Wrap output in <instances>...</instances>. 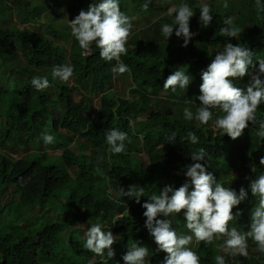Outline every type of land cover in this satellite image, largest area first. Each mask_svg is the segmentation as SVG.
<instances>
[{
	"label": "trees",
	"instance_id": "16d2710c",
	"mask_svg": "<svg viewBox=\"0 0 264 264\" xmlns=\"http://www.w3.org/2000/svg\"><path fill=\"white\" fill-rule=\"evenodd\" d=\"M57 1L64 5L63 15L68 24L93 2ZM162 1L118 0L121 11L130 20L135 18L132 26H138L132 29L127 55L121 56L129 68L122 74L130 82L128 92L118 95L113 92L112 68L116 61L102 60L95 44L91 45L89 54H83L68 27L61 31L50 26L51 37L37 35L33 25L41 16L38 4L29 0H0V25L8 12L14 11L17 20L12 27L0 28V148L6 147L13 153L18 151L17 144L35 148L33 153L19 159L9 155L0 158V191L2 195L5 192L11 195V201L0 208V264H96L95 254L84 247L86 241L72 228L69 216L75 224L101 223L105 230L119 236L112 246L115 255L120 249L128 251V247L140 242L153 247V254L148 258L150 263L161 264L165 253L157 251L144 226L142 204L152 194L158 195L165 185L179 188L186 183L189 178L184 172L192 163L190 152L200 148L207 152L200 163L225 187L228 182L222 179L220 170L243 169L245 180L233 189L238 194L243 187L248 195L233 209L234 214L240 215L229 227L240 230L244 222L246 228L240 231L248 230L251 211L259 202L258 196L251 194L250 181L264 174V165L259 162L264 157V137L259 135L262 131L259 123L249 124L242 136L233 140L214 130L211 121L201 125L198 121L186 120L183 109L189 107L195 113L200 103L197 97L201 73L226 43L246 47L254 61L264 59V12L257 11L255 0H173V5ZM144 3H149L147 11L142 8ZM181 3H187L195 13L190 30L196 35L187 47H182L183 38L176 37L175 31L168 40L161 32L163 24L174 21L175 13L170 9ZM203 3L212 9L213 20L207 28L199 23V5ZM228 16L235 17L234 23L241 29L238 40L220 36L219 29ZM20 25L31 26L21 28ZM67 39H71L69 49L66 44L58 43ZM64 64L73 66V77L68 83L53 81L48 73L54 66ZM179 68L190 77L188 88L164 91V81ZM34 76L47 77L51 87L37 91L30 83ZM249 79L246 75L234 79L233 83L245 88ZM162 93L168 94L163 97ZM186 100L191 103L185 104ZM95 101L99 103L97 108ZM217 115L222 113L214 109V118ZM256 115L258 121L264 120V104ZM113 128L128 135L130 143L125 142V153L108 151L105 133ZM189 131L196 133L198 144L192 145L185 139ZM44 132L55 137V142L48 144V150L61 152V156L43 153ZM172 132L177 136L175 142L167 140ZM67 134L85 141L89 145L88 153H74L71 147L75 137ZM243 144L247 150L237 153ZM131 185L145 188L139 204L121 194V188L127 190ZM111 191L114 198L110 197ZM15 207L21 210L17 229L11 226L13 222L6 223L3 218L6 209ZM37 208L45 214L33 224L26 223ZM62 211H67L65 218L60 214ZM51 214L58 215L59 219L53 220ZM167 219L178 233L188 231L182 213ZM66 230L69 235L65 240ZM60 240L67 245L66 254L58 250ZM222 243V240H214L208 246L194 243L191 248L200 256L201 264H215L217 255L224 256L225 264H264L261 252L259 259L237 260L233 256L230 259V255L221 253ZM248 245L256 246L253 242ZM69 251L72 253L68 254ZM122 257L118 255L120 264H124ZM111 259L105 254L98 263H110Z\"/></svg>",
	"mask_w": 264,
	"mask_h": 264
},
{
	"label": "clouds",
	"instance_id": "9594fccd",
	"mask_svg": "<svg viewBox=\"0 0 264 264\" xmlns=\"http://www.w3.org/2000/svg\"><path fill=\"white\" fill-rule=\"evenodd\" d=\"M255 4L258 12H264V3L261 0H255ZM224 7L227 8L228 5L225 3ZM142 8L147 11L149 3H144ZM199 11L201 27H209L213 20L211 6L207 3L200 4ZM170 12L175 13L174 21L161 26L162 35L168 40L175 31L176 37L183 38L182 47H187L196 35L190 30V20L195 13L187 3L179 4L170 9ZM234 20L235 17L232 16L224 18V26L219 29L221 37L237 39L240 36L241 29L235 25ZM69 27L83 54H89L91 45L95 44L102 60L116 61L112 68L113 73L122 75L129 71L128 66L121 61V56L128 53L127 43L133 26L130 18L121 11L118 0H99L98 3L93 0L87 10H80L74 19L69 20ZM73 74V66L64 64L54 66L51 77L53 81L58 79L68 83ZM246 75L250 77L246 87H236L233 80ZM201 80L200 95L197 97L199 106L195 113L189 107L183 109L186 120H195L201 125H207L211 121L214 130L233 140L241 137L249 124L259 123L262 129L259 135L264 137V120L258 121L256 115L257 109L264 104V59L254 61L253 54L246 47L229 42L214 55L206 70L202 71ZM190 81L189 75L179 68L167 77L163 88L164 91L171 89L175 92L177 88H188ZM30 83L37 91L51 87L47 77L34 76ZM190 103V100L185 101V104ZM214 109H218L222 115L214 118ZM105 137L110 154L126 152L125 142L130 143L126 132L113 128L106 131ZM176 137V133L172 132L167 140L175 142ZM42 139L46 145L55 142V137L48 132L42 133ZM185 139L192 145L199 143V138L193 131H189ZM206 155L204 148L190 152L192 163L186 166L184 172L190 184L186 182L179 188L165 185L160 188L158 195L152 194L142 204L145 209L143 216L146 218L144 226L154 240L157 251L165 253L161 264H201L200 256L190 247L193 241L208 246L221 238L224 240L220 248L230 256L247 258L249 239L257 246V251L264 253V174L250 181L251 194L258 196L259 202L251 211L248 230L229 228L230 222L240 215L239 212L234 214L233 209L247 198L248 193L241 187L237 194L234 189L225 187L213 174L207 172L200 163ZM259 162L264 165V157ZM252 171H255V167ZM120 191L123 196L134 198L139 204L145 188L131 185L127 190L121 188ZM181 213L190 234L178 233L167 219L173 214ZM115 223L114 220L113 224ZM85 237L84 247L87 250L102 259L105 254L107 258L114 257L112 246L119 236L105 230L101 223L91 224ZM148 256V247L136 242L128 247L122 259L124 264H146ZM215 264H225L224 256L217 255Z\"/></svg>",
	"mask_w": 264,
	"mask_h": 264
},
{
	"label": "rangeland",
	"instance_id": "374dc122",
	"mask_svg": "<svg viewBox=\"0 0 264 264\" xmlns=\"http://www.w3.org/2000/svg\"><path fill=\"white\" fill-rule=\"evenodd\" d=\"M31 1L33 4H38L39 5V9H40V17L36 18V21L33 25V30L37 35H45V36H49L51 37V32L49 30V27H54L58 30H64L67 27H69L68 21L65 19V15H63V11H64V5L61 3V1H57V0H29ZM171 3L172 5L175 3L173 0H163L161 3ZM167 3V4H168ZM6 4H8V2H6ZM160 10H164V9H160ZM38 11V9H37ZM36 11V14H37ZM34 15V14H33ZM135 18H131V21H134ZM17 22L16 20V13L13 12H8L6 14L3 15V19H2V25H0V28L7 26V27H12L13 25H15ZM27 26H31V25H20L21 28L27 27ZM138 26H133L132 29H137ZM59 44H66V46L68 47V49L70 48L71 45V39H67V40H63L58 42ZM65 53V52H64ZM67 55L69 56V58H71L70 52L68 50ZM51 72L50 71L48 73V76L51 77ZM129 80H127V78L122 77V75H117L115 74V79H114V89L113 92L117 93L118 95H123L126 94L128 92V86H129ZM168 93H162L161 96L166 97ZM77 97V96H76ZM77 101H80L81 99H76ZM99 106V103L97 101H95L94 107L97 108ZM69 136L75 137V141H74V145H72L71 150L75 153H82V154H87L88 153V144L77 138L75 135L73 134H67ZM17 149L18 151L16 153L10 152L8 151V149L5 148H0V158L3 155H9L11 158H16L19 159L22 156H25L27 154L33 153L35 151V148L33 146H28L25 147L24 145L21 144H17ZM247 150V146L245 144L241 145L238 150L237 153L241 154L243 152H245ZM43 153H45L48 156H52V157H59L61 156V152H52L50 150H48V144L46 145L44 143V147H43ZM147 159L146 156L144 157V160ZM234 167V166H232ZM179 175H181V173H178ZM220 174L222 176V179L225 182H228V187L236 188V186L242 182V180H245L244 177V171L241 168H233V170H229V169H223L220 170ZM190 184V180L188 179L187 181ZM5 195H2L1 191H0V208L5 206V202L8 203L11 201V195L9 192H5ZM110 197L114 198V192H110ZM74 207H72V209H74ZM22 212H24V210H22ZM20 213L21 210H17V208L15 207L14 209L10 210L6 209L4 211V221L7 223L9 221L13 222L11 223V226L14 229H17V225L19 222V218H20ZM44 211H40L39 208H37V210H35L34 213L31 214V218L29 220L26 221L33 224L35 221H38L40 217H42L44 215ZM60 214L65 218L67 211H62L60 212ZM51 218L53 220L59 219L58 215H53L51 214ZM183 216V213H182ZM184 218V217H183ZM68 221L70 222V224L73 225V229L79 231V234L81 235V239L86 241V237H85V232L87 231V229L91 226V222H84V223H79V224H75V220L73 217L69 216ZM25 223V225H26ZM67 223V222H66ZM230 226V224H229ZM246 228L245 227V223H242V226H240V230ZM230 228V227H229ZM185 234H190L188 231L185 232ZM68 231L66 230V232H64L63 237L65 238V240L68 238ZM220 240H224V238L219 239ZM248 242H252L251 239H249ZM195 241H193V244L190 245V247H192L194 245ZM223 244V243H222ZM221 244V245H222ZM143 245V244H142ZM257 246L254 245H249L248 247V251H249V256L247 258H260V252L256 250ZM149 256L151 254H153V247L152 245H150L149 247ZM66 249H67V245H65L64 243L61 242L60 240V245L58 246V250L61 251L60 253L62 254H66ZM127 251H125V249H120L118 251V255H124ZM72 251H69L68 254H71ZM221 253L225 254V252H223L221 250ZM118 255H114V257H112V263H104V264H120L119 259H118ZM148 256V258H149ZM147 258L146 264H151L149 259ZM230 259H232V256L229 257ZM235 258H237V260L239 258H243V259H247L245 257H241V256H235ZM98 261H101V257L94 255V262L96 264H99Z\"/></svg>",
	"mask_w": 264,
	"mask_h": 264
}]
</instances>
